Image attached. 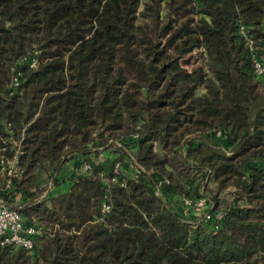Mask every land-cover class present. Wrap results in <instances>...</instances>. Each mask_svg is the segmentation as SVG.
I'll return each mask as SVG.
<instances>
[{"label":"trees","instance_id":"trees-1","mask_svg":"<svg viewBox=\"0 0 264 264\" xmlns=\"http://www.w3.org/2000/svg\"><path fill=\"white\" fill-rule=\"evenodd\" d=\"M239 24L264 65V0H0V200L48 231L0 264H264V72Z\"/></svg>","mask_w":264,"mask_h":264},{"label":"built area","instance_id":"built-area-1","mask_svg":"<svg viewBox=\"0 0 264 264\" xmlns=\"http://www.w3.org/2000/svg\"><path fill=\"white\" fill-rule=\"evenodd\" d=\"M238 32L240 35L246 38L247 44L252 51V58L254 63V70L257 74H262L264 72V65L260 62L259 58L256 56V52L252 47V40L246 34V28L243 24H239ZM34 61L31 66L34 65ZM13 85H18V80L15 77ZM219 134V132L217 133ZM118 163L115 164V171L118 169ZM89 164L84 163L82 166V171H87L89 169ZM137 174H133V178H136ZM167 182V180H165ZM165 181H160L158 185L163 184ZM158 193V189L155 190ZM186 205L193 206L197 209H203L201 218L204 221L213 220V223L221 220L222 213L216 212L212 214L211 212L205 210V206L210 202L206 197H200L195 201L183 198ZM109 211V206L103 202L100 207L101 214H106ZM216 227L215 225L213 226ZM48 234L42 226L38 224H26L23 215L15 208H11L4 204L0 200V246L4 244H10L14 247H23L25 249H31L33 247L34 239L36 236Z\"/></svg>","mask_w":264,"mask_h":264},{"label":"rangeland","instance_id":"rangeland-1","mask_svg":"<svg viewBox=\"0 0 264 264\" xmlns=\"http://www.w3.org/2000/svg\"><path fill=\"white\" fill-rule=\"evenodd\" d=\"M181 61H184V59H182ZM189 66V65H188ZM101 159H110L111 158V152L110 151H106L104 150L101 155H100ZM70 166L69 167H65L63 171H70ZM212 187V186H209ZM214 189V188H213ZM231 198V192L230 190H226V191H222L219 193V201H220V205H223L225 202L229 201Z\"/></svg>","mask_w":264,"mask_h":264}]
</instances>
